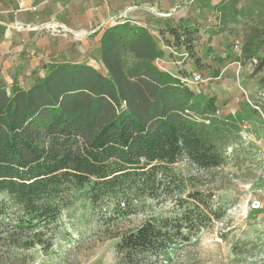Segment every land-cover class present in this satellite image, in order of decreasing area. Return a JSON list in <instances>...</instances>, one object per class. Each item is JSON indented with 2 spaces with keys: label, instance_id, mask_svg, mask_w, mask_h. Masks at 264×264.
I'll list each match as a JSON object with an SVG mask.
<instances>
[{
  "label": "trees",
  "instance_id": "1",
  "mask_svg": "<svg viewBox=\"0 0 264 264\" xmlns=\"http://www.w3.org/2000/svg\"><path fill=\"white\" fill-rule=\"evenodd\" d=\"M240 2L215 10L220 31L238 36L244 19L264 15V9L239 8ZM151 31L117 21L103 28L97 66L60 60L22 84L17 75L11 84L0 77V264H27V251L49 250L51 225L75 191L117 219L143 208L147 198L179 189L174 166L180 160L209 172L226 163L230 146L236 152L241 145L237 126L216 113L214 95L199 101L180 80L185 73L154 64L166 51ZM167 31L169 37L157 33L193 55L192 32ZM241 41L240 62L264 73V28H244ZM212 194L193 187L174 217L151 216L130 230L108 232L105 224L106 238L117 239L115 264H149L174 240H188L182 230L190 234L221 218Z\"/></svg>",
  "mask_w": 264,
  "mask_h": 264
},
{
  "label": "rangeland",
  "instance_id": "2",
  "mask_svg": "<svg viewBox=\"0 0 264 264\" xmlns=\"http://www.w3.org/2000/svg\"><path fill=\"white\" fill-rule=\"evenodd\" d=\"M258 1L241 0L239 8L249 6L256 10L264 9V0H261L263 6ZM244 20L245 25L241 24L238 28L240 36L243 35L244 28L248 30L253 25L264 28V15L254 13ZM240 36L236 37L238 43L234 42L233 48L227 47L225 52L229 57L223 54L222 49L215 52L214 49L203 46L202 50L197 49L192 56L186 57L182 64L174 66V71L180 69L185 74L199 72L202 76L211 78L192 86L199 101L203 102L207 96L225 87L223 82L230 86L240 78V85H250L248 83L251 78L257 82L263 76V72L254 74L252 65H244L238 59ZM208 56H214L212 62H217L215 69L210 70L211 66L207 64L199 67L208 70L196 68L194 65L197 64H192L194 59H205ZM210 58L208 59L211 60ZM34 65L42 75L50 64ZM13 66L14 64H0V76L6 82L14 77ZM164 67L169 66L164 64ZM249 101L247 106H259L260 110L249 107L245 122L240 123L245 125L244 129L239 130L237 126L241 145L236 152L233 146L227 149L228 159L222 167L206 172L198 170L186 160H180L174 166V178L177 179L176 186L179 189L159 199L147 198L143 208L113 220H109L110 213H106L104 209L101 212L94 209L80 191H75L76 199L63 209L61 216L51 225L54 231L52 247L47 251L40 247L27 251L30 256L27 264H115L114 245L117 239L106 238L108 233H103L105 224L109 225L108 232L117 229L125 231L140 226L151 216L174 217L180 211L178 201L187 198L186 194L193 187L212 192V204L223 212V216L219 219L211 217L206 224L190 234L187 229L182 230L183 236L186 235L188 240H174L165 250L152 256L149 264H264L251 261L254 254L264 255V100L249 98ZM249 132L260 134L259 138L251 143L245 135ZM253 200L260 201L262 208L250 209ZM103 213H106V219H101Z\"/></svg>",
  "mask_w": 264,
  "mask_h": 264
},
{
  "label": "crops",
  "instance_id": "3",
  "mask_svg": "<svg viewBox=\"0 0 264 264\" xmlns=\"http://www.w3.org/2000/svg\"><path fill=\"white\" fill-rule=\"evenodd\" d=\"M227 1L0 0V64L2 66L14 64L13 74L11 73L14 77L10 82H5L11 84L16 75L20 84L26 79H31L33 75L39 74L34 64H51L60 60L100 64L98 48L103 28L111 24V20L120 14H123L125 20L146 25L152 31L157 32L161 29L162 35L167 37H169L167 27L187 28L194 38L193 53L207 46L215 52L222 49L223 54L229 57L225 51L227 47L233 48L234 42L238 43L235 40L237 36L227 31H220L215 23V10ZM49 25L64 31L55 33L48 28ZM239 39L242 42V35ZM238 50L239 59L241 43ZM209 57L211 60L208 59ZM213 58L214 56H208L205 59H198L197 62L194 59L192 64H197L194 65L196 68L207 64L211 66L210 70L215 69L217 62H212ZM161 59L170 70H176L168 63L167 56ZM254 81L251 78L248 83L250 85L246 83L240 85L239 78L236 84L230 86L223 82L225 87L219 88L215 94H210L216 97L218 115L233 122L239 130L245 127L240 123L245 122L249 107L260 110L259 106L251 104L247 106L248 102L245 98L264 100V84H260L259 79L257 82ZM242 91L245 92V97L241 94ZM245 135L250 142H255L260 134L249 132Z\"/></svg>",
  "mask_w": 264,
  "mask_h": 264
},
{
  "label": "built area",
  "instance_id": "4",
  "mask_svg": "<svg viewBox=\"0 0 264 264\" xmlns=\"http://www.w3.org/2000/svg\"><path fill=\"white\" fill-rule=\"evenodd\" d=\"M32 10H36V8H32ZM123 14L118 15L117 18H113L111 21L112 23L117 22V21H124L125 19L122 16ZM165 15V14H162ZM50 30H52L55 33H59L62 32L64 30H59L58 27L54 26V25H49L48 27ZM152 34H154L155 36H157V38L159 39L162 48L166 51V56H167V60L168 63L172 66H179L180 64H182L183 60L186 57H189L190 55L188 54V52H186L184 49H179L174 45H168L167 43H165L162 38L158 35V33L156 31H151ZM179 57V58H178ZM162 59L161 58H156L154 60V64L161 70L164 71H168L170 72V69L164 67V64L162 63ZM211 78L208 77H204L202 76L201 73L199 72H192L191 74H186V75H182L180 76V80L185 83L186 85L189 86H194V85H198L202 82H205L206 80H209ZM242 95L245 97V92L242 91ZM247 102H249V100L247 98H245ZM238 100V99H237ZM218 114V111L216 112ZM262 208L260 201L258 200H253L250 203V209H260ZM253 262L256 263H264V255L263 256H257V254L253 255L252 260Z\"/></svg>",
  "mask_w": 264,
  "mask_h": 264
}]
</instances>
